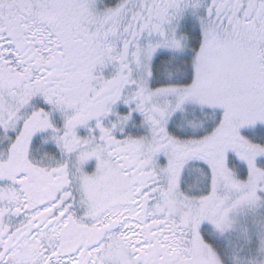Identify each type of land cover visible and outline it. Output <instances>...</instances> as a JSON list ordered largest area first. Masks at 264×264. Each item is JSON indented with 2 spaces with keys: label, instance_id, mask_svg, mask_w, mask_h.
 Here are the masks:
<instances>
[{
  "label": "snow or ice",
  "instance_id": "obj_1",
  "mask_svg": "<svg viewBox=\"0 0 264 264\" xmlns=\"http://www.w3.org/2000/svg\"><path fill=\"white\" fill-rule=\"evenodd\" d=\"M0 264H264V0H0Z\"/></svg>",
  "mask_w": 264,
  "mask_h": 264
}]
</instances>
